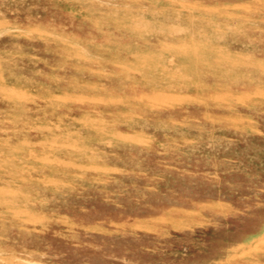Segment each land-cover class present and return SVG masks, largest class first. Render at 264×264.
<instances>
[{"label":"rangeland","instance_id":"obj_1","mask_svg":"<svg viewBox=\"0 0 264 264\" xmlns=\"http://www.w3.org/2000/svg\"><path fill=\"white\" fill-rule=\"evenodd\" d=\"M0 264H264V0H0Z\"/></svg>","mask_w":264,"mask_h":264}]
</instances>
